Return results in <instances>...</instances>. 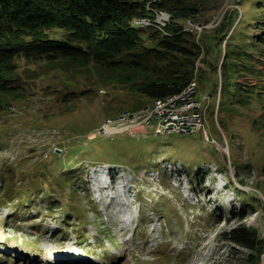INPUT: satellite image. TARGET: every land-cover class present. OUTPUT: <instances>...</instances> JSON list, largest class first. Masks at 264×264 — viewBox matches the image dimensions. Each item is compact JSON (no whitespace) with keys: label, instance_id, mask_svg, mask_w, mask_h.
I'll list each match as a JSON object with an SVG mask.
<instances>
[{"label":"rangeland","instance_id":"374dc122","mask_svg":"<svg viewBox=\"0 0 264 264\" xmlns=\"http://www.w3.org/2000/svg\"><path fill=\"white\" fill-rule=\"evenodd\" d=\"M252 1L211 0L205 26L188 24L209 31L231 13L240 43L241 32H254L245 28ZM222 59L218 74L199 63L196 80L209 139L203 129L155 135L148 127L147 136H101L107 119L153 102L104 84L94 68L70 83L43 60H19L22 78L35 79L23 83L26 99L0 112V264H247L249 251L224 235L244 224L264 237V92L251 108L227 96L220 105ZM68 91L75 94L64 102ZM159 161L183 165L189 190L164 171L160 190L148 174L134 173ZM256 198L262 205L234 221L231 206L237 212Z\"/></svg>","mask_w":264,"mask_h":264},{"label":"trees","instance_id":"16d2710c","mask_svg":"<svg viewBox=\"0 0 264 264\" xmlns=\"http://www.w3.org/2000/svg\"><path fill=\"white\" fill-rule=\"evenodd\" d=\"M210 1L0 0V112L27 98L23 83L35 78H22L19 60L23 59L43 60L48 71L66 74L65 81L70 83L94 68L104 84L115 82L153 102L179 94L197 80L202 72L199 63L207 72L218 74L221 56L220 105L227 96L238 106L251 108L264 92V50L260 49L264 0L252 1L254 19L245 28L254 32H241L240 43L234 40L239 23L231 30V13L209 31L194 30L188 24L205 26L208 19L203 16L211 9ZM245 1L239 0V5ZM161 12L169 15L163 30L135 23L142 18L153 20ZM74 94L68 91L63 101ZM261 107L264 121V104ZM261 171L264 175V167ZM262 193L264 197V188ZM255 203L263 202L249 199L237 212L231 206L233 220L247 218ZM224 238L234 248L249 251L247 264H262L264 237L257 229L239 224Z\"/></svg>","mask_w":264,"mask_h":264},{"label":"built area","instance_id":"2783aa9c","mask_svg":"<svg viewBox=\"0 0 264 264\" xmlns=\"http://www.w3.org/2000/svg\"><path fill=\"white\" fill-rule=\"evenodd\" d=\"M168 18L169 15L167 13L161 12L158 13L157 17L153 20L142 18L135 20V23L144 27L155 26L160 30H163ZM192 28L194 29V26H192ZM196 95L197 81L193 80L179 94L164 99H155L152 106H148L135 113L126 111L118 117L107 119L103 123L98 134L106 137L117 135L139 137L147 136V127L150 128L155 135H167L173 133L189 134L196 132L198 129H203L207 139H209V134L204 128L206 102L205 99H198ZM159 171L161 174H165L164 172H166L167 174L165 175L167 177L170 175L171 180L174 179L176 183L189 190L190 177H188V171L183 165L176 161L173 163L169 161H162L161 163L160 161L158 167L148 170L144 169L137 173L136 176L141 175L144 178L146 177V174H148L147 176H149L153 183H155V189L160 190L163 189V187L159 183ZM210 171L211 170L208 169L205 174L209 175ZM216 171L218 170L216 169ZM123 180L127 182V179ZM169 182L171 183L170 178ZM191 195L197 199V195L190 194V196Z\"/></svg>","mask_w":264,"mask_h":264},{"label":"bare ground","instance_id":"6f19581e","mask_svg":"<svg viewBox=\"0 0 264 264\" xmlns=\"http://www.w3.org/2000/svg\"><path fill=\"white\" fill-rule=\"evenodd\" d=\"M100 180H101V179H100ZM120 191H121V190H120ZM0 241H1V236H0ZM32 256H33V255H32ZM32 256H31V257H32ZM38 257H40V256L38 255ZM42 258H43V259H46V257H41V259H42ZM51 259H52V257H51ZM53 259H54V258H53ZM53 259H52V260H53ZM55 261H63V260L57 258Z\"/></svg>","mask_w":264,"mask_h":264}]
</instances>
